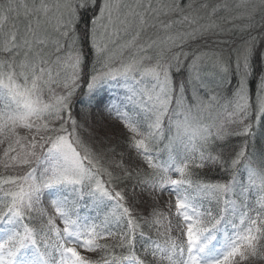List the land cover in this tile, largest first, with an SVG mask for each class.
I'll use <instances>...</instances> for the list:
<instances>
[{
  "label": "snow or ice",
  "instance_id": "snow-or-ice-1",
  "mask_svg": "<svg viewBox=\"0 0 264 264\" xmlns=\"http://www.w3.org/2000/svg\"><path fill=\"white\" fill-rule=\"evenodd\" d=\"M0 264H264V0H0Z\"/></svg>",
  "mask_w": 264,
  "mask_h": 264
},
{
  "label": "trees",
  "instance_id": "trees-1",
  "mask_svg": "<svg viewBox=\"0 0 264 264\" xmlns=\"http://www.w3.org/2000/svg\"><path fill=\"white\" fill-rule=\"evenodd\" d=\"M257 63H259V61H257ZM254 87V86H253ZM97 119H99V117H97ZM105 122H107V121H105Z\"/></svg>",
  "mask_w": 264,
  "mask_h": 264
}]
</instances>
